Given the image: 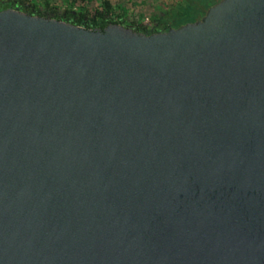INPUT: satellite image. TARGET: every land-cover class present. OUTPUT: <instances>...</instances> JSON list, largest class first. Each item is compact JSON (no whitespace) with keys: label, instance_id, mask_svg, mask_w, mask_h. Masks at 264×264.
Wrapping results in <instances>:
<instances>
[{"label":"water","instance_id":"water-1","mask_svg":"<svg viewBox=\"0 0 264 264\" xmlns=\"http://www.w3.org/2000/svg\"><path fill=\"white\" fill-rule=\"evenodd\" d=\"M146 14L0 0V264H264V0Z\"/></svg>","mask_w":264,"mask_h":264},{"label":"trees","instance_id":"trees-1","mask_svg":"<svg viewBox=\"0 0 264 264\" xmlns=\"http://www.w3.org/2000/svg\"><path fill=\"white\" fill-rule=\"evenodd\" d=\"M17 0L18 4L28 14L45 17L37 11H45L51 7L61 8L66 14L62 20L70 21L86 29L102 31L109 24H125L133 17L148 10L151 12L158 6L157 13H153L152 20L161 23H171L199 18L205 10L216 0ZM7 5V4H5ZM8 6V5H7ZM160 8V9H159ZM54 19H56L54 17ZM137 32H145L148 28L136 20L131 21ZM98 27V28H95Z\"/></svg>","mask_w":264,"mask_h":264},{"label":"flooded vegetation","instance_id":"flooded-vegetation-1","mask_svg":"<svg viewBox=\"0 0 264 264\" xmlns=\"http://www.w3.org/2000/svg\"><path fill=\"white\" fill-rule=\"evenodd\" d=\"M61 12H63L61 10V8H56V9L54 8L53 9V7L49 8L45 11H41V10L37 11V13H39L42 16H45L47 18H54L55 17L58 20H62L64 18H66V14L61 13ZM95 28H98V27H95Z\"/></svg>","mask_w":264,"mask_h":264},{"label":"rangeland","instance_id":"rangeland-1","mask_svg":"<svg viewBox=\"0 0 264 264\" xmlns=\"http://www.w3.org/2000/svg\"><path fill=\"white\" fill-rule=\"evenodd\" d=\"M115 1H121V0H115ZM124 1H126V0H124ZM169 1H170V0H169ZM157 7H158V6H155V9L152 10L151 12H148V10H147V11H145V12H143V13H144V14H146V13H147V14L151 13V14L153 15V13H157V12L159 11V10L157 9ZM159 9H160V8H159ZM135 14H136V12L132 11V14H131V15L134 16ZM147 14H146V15H147Z\"/></svg>","mask_w":264,"mask_h":264},{"label":"crops","instance_id":"crops-1","mask_svg":"<svg viewBox=\"0 0 264 264\" xmlns=\"http://www.w3.org/2000/svg\"><path fill=\"white\" fill-rule=\"evenodd\" d=\"M158 1H159V0H157L156 2L159 3Z\"/></svg>","mask_w":264,"mask_h":264}]
</instances>
